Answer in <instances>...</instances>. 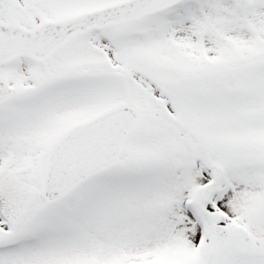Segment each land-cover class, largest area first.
<instances>
[{"label": "snow or ice", "instance_id": "snow-or-ice-1", "mask_svg": "<svg viewBox=\"0 0 264 264\" xmlns=\"http://www.w3.org/2000/svg\"><path fill=\"white\" fill-rule=\"evenodd\" d=\"M0 264H264V0H0Z\"/></svg>", "mask_w": 264, "mask_h": 264}]
</instances>
